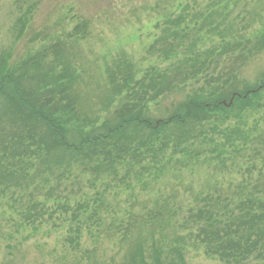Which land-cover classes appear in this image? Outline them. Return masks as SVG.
<instances>
[{"label": "rangeland", "instance_id": "rangeland-1", "mask_svg": "<svg viewBox=\"0 0 264 264\" xmlns=\"http://www.w3.org/2000/svg\"><path fill=\"white\" fill-rule=\"evenodd\" d=\"M180 15L200 54L264 33V0H0V59L18 66L38 56L48 74L68 67L79 115L99 125L125 103L121 87L147 84L148 71L183 57L179 51L165 61L150 51L165 21ZM226 64L218 62L214 76L226 79ZM240 70L239 81L257 83L264 51ZM199 77L149 102L148 116L162 117L187 95H206L208 79ZM227 114L205 121L203 137L189 139L184 154L172 144L135 140L136 156L109 174L80 165L45 171L32 148L8 160L24 181L0 185V264H221L190 239L185 218L206 198L232 205L264 196V92L248 109Z\"/></svg>", "mask_w": 264, "mask_h": 264}, {"label": "trees", "instance_id": "trees-1", "mask_svg": "<svg viewBox=\"0 0 264 264\" xmlns=\"http://www.w3.org/2000/svg\"><path fill=\"white\" fill-rule=\"evenodd\" d=\"M26 21L19 20L21 31ZM184 21L183 15L167 19L161 36L150 48L165 61L179 51L183 57L163 71H148L143 80L147 84L121 87L127 91L125 103L99 125L79 115L72 86L74 78L68 67L58 74L49 68L48 74L42 69L41 57L28 59L18 66L1 57L0 185L16 187L24 181L23 175L10 171L13 165L8 160L21 158L29 148L33 149L32 153H38L40 167L48 172L80 165L109 174L124 157L136 156L135 140L151 139V143L158 141L163 148L172 144L175 151L184 154L188 150L183 146L189 139L197 141L203 137V124L210 117L248 109L252 99L264 92V76L257 83L247 84L239 81L236 74L264 51V33L253 40L228 42L200 54L194 52L189 34L181 27ZM225 61L230 70L224 73L226 79L221 80L214 74L218 62ZM199 75L208 79L206 86L210 90L206 95H187L162 117L148 116L149 102L179 92L187 83L197 81ZM235 131L237 139L244 141V133ZM200 204L185 220L193 227L188 234L190 239L207 257L221 264H264V196L252 194L232 205L206 198ZM157 225L159 232H163L167 226L165 218ZM74 233L77 238L80 228ZM66 242L71 247L75 245L73 238ZM170 251L181 259L179 248ZM142 258L143 253H139L140 263Z\"/></svg>", "mask_w": 264, "mask_h": 264}]
</instances>
